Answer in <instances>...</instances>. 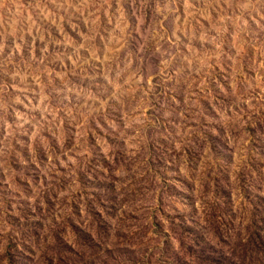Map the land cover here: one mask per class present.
Segmentation results:
<instances>
[{"label":"rangeland","instance_id":"374dc122","mask_svg":"<svg viewBox=\"0 0 264 264\" xmlns=\"http://www.w3.org/2000/svg\"><path fill=\"white\" fill-rule=\"evenodd\" d=\"M0 264H264V0H0Z\"/></svg>","mask_w":264,"mask_h":264}]
</instances>
